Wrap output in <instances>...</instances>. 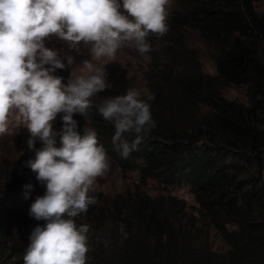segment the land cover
<instances>
[{
    "label": "trees",
    "instance_id": "trees-1",
    "mask_svg": "<svg viewBox=\"0 0 264 264\" xmlns=\"http://www.w3.org/2000/svg\"><path fill=\"white\" fill-rule=\"evenodd\" d=\"M166 11L168 31L148 35L152 50L141 75L154 94L156 126L138 150L123 159L112 144L114 126L95 108L73 115L80 135L84 126L95 130L120 172L139 180L74 218L77 226L90 225L86 264H264V10L255 0H172ZM187 30L212 51L214 75L204 74L185 46ZM229 87H245L247 103L226 100ZM17 178L9 173L3 190L20 187ZM149 180L188 186L196 213L170 193L147 194L142 185ZM12 199L0 195V264H23L26 249L5 207ZM211 231L224 249H213Z\"/></svg>",
    "mask_w": 264,
    "mask_h": 264
},
{
    "label": "clouds",
    "instance_id": "clouds-1",
    "mask_svg": "<svg viewBox=\"0 0 264 264\" xmlns=\"http://www.w3.org/2000/svg\"><path fill=\"white\" fill-rule=\"evenodd\" d=\"M168 2L0 0V137L23 125L31 134L30 149L35 138L43 143L27 166L46 186L29 214L46 223L31 232L23 264H86L90 225L77 226L74 218L97 203L89 193L97 191L96 178L109 172L110 157L95 130L85 128L83 135L78 134L73 115L95 108L114 126L112 144L123 159L138 150L156 126L150 111L154 94L147 90L145 98L140 90L128 88L123 95L93 103V97L111 85L106 83L104 66L96 67L92 59L74 68L67 83H62L63 77L53 73L65 68L64 60L71 66L74 59L62 58L55 48L46 47L45 39L55 35L72 50L81 44L89 46L95 60H114L126 46L144 56L152 50L149 33L163 36L168 31ZM58 113L63 116L60 146L56 147L57 133L51 122ZM125 134L134 140L129 143ZM119 232L127 238L125 225L120 224Z\"/></svg>",
    "mask_w": 264,
    "mask_h": 264
},
{
    "label": "rangeland",
    "instance_id": "rangeland-1",
    "mask_svg": "<svg viewBox=\"0 0 264 264\" xmlns=\"http://www.w3.org/2000/svg\"><path fill=\"white\" fill-rule=\"evenodd\" d=\"M176 0H174L175 2ZM122 2V0H121ZM172 0H169L166 8L171 4ZM255 6L259 13L264 10V0H255ZM121 12L123 9L121 8ZM45 46L48 48H55L62 58L72 56L74 59L73 65H67V61L64 60L65 68L63 70L57 69L53 75L63 77L62 83H67L71 71L82 65L83 61L92 59L93 64L96 67L104 66L106 83L110 84L111 87L105 89L103 92H99L93 97V103L98 104L102 100L109 97H116L125 94L128 88H135L141 91L144 96V90H147L144 78L141 73L146 68L145 56H142L134 47L126 46L117 51L115 59L109 61L107 58L95 60L90 55V48L84 44L78 47V50H72L68 44L60 40L55 35L50 36L44 41ZM184 44L185 46L193 51L201 64V69L204 74L214 75L216 72L215 58L212 51L204 45L199 36L193 31L184 32ZM47 67V66H46ZM222 95L226 100L238 101L247 103L246 88L245 87H229L222 91ZM16 113L9 117L10 124L14 122ZM63 113H58L55 119L51 122L52 130L57 133L55 136L56 147L60 146V131L62 128ZM85 128L82 127L84 132ZM78 134L79 131L77 130ZM31 134L23 125L18 130H13L11 135H5L0 137V173L4 174L5 179L8 174H15L18 182L22 181L20 187L10 184V188L3 190V182L0 181V195H7L13 197L5 207L11 208L12 213L17 219L13 231L15 240L18 241L20 247L29 245V236L33 229L37 226L43 227L45 221H37L30 216L29 210L31 204L37 197H42L45 194L46 186L37 181L36 173L27 166V161L22 160L23 157L30 154L29 160L35 159V152L43 147V143L39 138H35L34 145L30 149L27 141ZM28 160V161H29ZM20 165L25 169L21 171ZM6 168V171H5ZM98 184L97 191L95 193H89L97 198V204L107 205L110 199L118 193L125 192L127 189L139 182L138 177L135 173H127L123 175L120 170L110 160V170L104 177L96 178ZM37 183V184H36ZM32 184H36L35 187L31 188ZM30 186V187H26ZM143 189L147 194L154 197L157 194H168L177 197L185 201L188 212L196 213L197 205L194 202V198L190 193L188 186L181 185L171 189L162 187L159 183L149 180L144 185ZM210 243L214 250L224 249V246L213 231L210 232ZM14 260L10 259L8 262Z\"/></svg>",
    "mask_w": 264,
    "mask_h": 264
}]
</instances>
